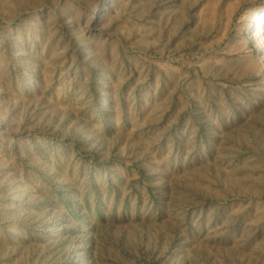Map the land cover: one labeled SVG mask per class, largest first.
Wrapping results in <instances>:
<instances>
[{
  "label": "rangeland",
  "instance_id": "1",
  "mask_svg": "<svg viewBox=\"0 0 264 264\" xmlns=\"http://www.w3.org/2000/svg\"><path fill=\"white\" fill-rule=\"evenodd\" d=\"M263 3L0 0V264H264Z\"/></svg>",
  "mask_w": 264,
  "mask_h": 264
},
{
  "label": "bare ground",
  "instance_id": "2",
  "mask_svg": "<svg viewBox=\"0 0 264 264\" xmlns=\"http://www.w3.org/2000/svg\"><path fill=\"white\" fill-rule=\"evenodd\" d=\"M255 22H257V28L255 30ZM246 29L250 31L254 30L252 33H260L261 37L259 38L260 50L264 51V3L258 9L253 11L245 24ZM264 55V54H263Z\"/></svg>",
  "mask_w": 264,
  "mask_h": 264
}]
</instances>
